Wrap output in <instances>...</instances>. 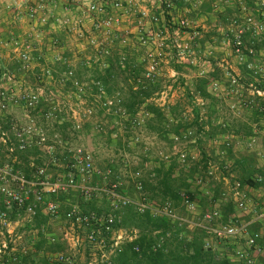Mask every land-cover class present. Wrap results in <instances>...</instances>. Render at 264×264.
Listing matches in <instances>:
<instances>
[{"label": "built area", "instance_id": "1", "mask_svg": "<svg viewBox=\"0 0 264 264\" xmlns=\"http://www.w3.org/2000/svg\"><path fill=\"white\" fill-rule=\"evenodd\" d=\"M73 1L82 14L81 18H75L74 20L77 25L75 32L81 39L87 41V45L93 51V56L88 57L84 63L88 69L97 68L99 72L105 73L111 68L122 71L127 65L131 66L130 55L123 50L115 53L114 46L115 43H118L123 48L128 47L132 40L130 35H135L139 46L144 49V53L133 65L134 68L141 67L142 69L139 78L134 80L138 88L148 89L157 85L162 75L161 66L173 62L197 68L198 78L209 74L207 71L198 70L201 66V57L191 50L190 45L185 42L186 38L181 37L180 29L188 28V21L184 19L178 21V29L174 32L176 37H171L167 25V15L176 6L187 2V0ZM255 1L257 5L264 7V0ZM7 9L22 12L26 20L34 25L47 23L50 14L47 0H8ZM239 9L243 21L233 19L225 33V39L232 46L233 55L238 64L245 65L252 78L251 82L246 85L250 97L245 106L259 112L264 117V67L255 64L250 59V56L254 55V51L245 44L247 36L257 37L258 40L262 39L261 37L264 35V11L261 12L262 20L257 21L254 13L242 1L239 2ZM135 13L138 14L136 21H133L136 24L135 32H129L128 30L123 32L122 25L125 19ZM87 21L91 22L88 36L84 35V26ZM56 23L60 26L69 27V21L66 17L56 18ZM34 36L39 40L40 34L32 32L24 40L13 42L20 68L24 72L31 70L35 62L32 54L35 49L34 40L36 39L33 38ZM55 62L67 67V70L63 73V81L70 82L79 95L94 92L99 101V107L105 114L116 119H124L133 128L143 126L144 120L140 116V110L135 115H130L121 94L109 95L107 85L102 79L79 80L76 78L68 60L62 57L61 54H57ZM5 76L6 74H4ZM224 77L225 81L214 80L211 83V90L217 96L223 94L226 85L232 90L245 88L243 78L230 68L226 69ZM7 78L11 80L10 76ZM45 78H53L50 68H45L42 74L38 76V79L42 81ZM40 91V89H37V91L26 90L16 93L13 88L0 84V159L2 157H13L17 152L35 146L46 149L51 155L55 154L54 144L49 141L45 131L33 122L19 124L12 121L9 124L10 130L1 125L4 114L9 112L10 109H21L24 113L40 111L39 107L42 101ZM173 99L174 94H170L165 89L157 91L148 100V102L153 103L167 113L169 124L178 123V120L176 121L170 115V108L175 105ZM196 104L202 107L204 101L196 97ZM45 107L43 117L47 122L59 124L65 122V113L60 104H46ZM94 113L93 108L84 110L82 114L73 111L71 115L73 126L80 130L83 122L92 117ZM100 128L101 126H98V129ZM9 131L12 132L11 136ZM195 139V130L192 128L172 135V140L176 145L195 143ZM256 139L255 137L249 138L247 146L252 148ZM214 142L217 143L220 140L215 139ZM222 144L228 150L234 146L229 138H223ZM160 156L164 163L176 161L179 168L184 171L194 165L191 163L192 157H190L189 151L184 149L177 150L172 154L161 153ZM64 160L65 164L60 166L62 172L56 177H51L47 168L41 166L37 167L33 180H27L19 170L15 169L13 164L15 160L0 163V234L4 237L0 241V260L7 251L15 248L10 243L13 242L15 236V225L20 221L32 222L40 214L55 218L60 216V205L56 201L46 200L45 195L69 194L73 191H79L86 201L93 199L96 194L100 193L106 197L110 205L108 212L85 214L78 205L70 204L64 214V219L72 227H78L87 232L86 241L89 245H95L99 248V260L86 264H113L114 259L123 252L124 245L136 239L130 231L118 228L121 221L118 212L126 207H133L140 214L149 212L153 216H164L180 225L188 224V228H203L208 235L207 248H214L213 239L223 242L244 240L245 249H238L235 252V256L241 260L242 264H255V257L264 254V248L260 243L264 239V208L261 213H257L252 209L251 199L246 187L232 175L224 178L230 186L229 199L241 212L253 214L252 220L239 222L234 217L236 220L232 222L216 224V221L222 219V214L220 209L215 206L204 213L201 218L202 223H192L178 214L177 207H174L172 202L166 201L161 204H154L148 200L144 193V181L141 171H136L133 174V186L137 197L132 198L120 193L123 184L115 176L112 169L101 170L96 167L94 155L91 151L83 147L70 149ZM223 169L229 172L230 165H223ZM213 174L214 166L209 161L204 175L212 177ZM254 180L261 181L262 178L256 175ZM96 181H99L102 186L96 184ZM194 182L200 187L205 186L201 174L196 175ZM205 194L208 195V192ZM227 196L228 194L223 193L215 203L222 204L223 201L229 200ZM179 197L180 205L187 212L196 214L199 211L197 201L192 199L188 192L180 191ZM14 214L16 220L11 219V215ZM255 224L259 225L258 230L252 228ZM51 240V242L57 241L54 237ZM64 240L66 251L49 255L47 257L49 261L56 264L74 263V257L83 248V238L80 234L71 232L65 235ZM164 242V238H161L153 246V249L162 248ZM134 251L139 253L140 247L135 246Z\"/></svg>", "mask_w": 264, "mask_h": 264}, {"label": "rangeland", "instance_id": "2", "mask_svg": "<svg viewBox=\"0 0 264 264\" xmlns=\"http://www.w3.org/2000/svg\"><path fill=\"white\" fill-rule=\"evenodd\" d=\"M47 1L50 2V0ZM240 1L254 13L257 21L262 20L261 12L264 11V7L257 5L255 0H187V2L176 6L169 13L168 18L165 16L171 37H176L174 32L178 29V21L182 19L188 21L189 27L180 29V33L181 37L186 38L185 42L190 45L191 50L201 57V66L198 70L209 71L215 67L225 69L230 66L236 69L239 66L233 55L232 46L225 39V33L233 19H237L240 22L243 21L239 9ZM59 2L60 0H57V5ZM137 18L138 14H132L130 21H136ZM135 25L133 23L132 26ZM65 31L68 34L63 32L62 37L67 36L69 43L71 41L74 42L78 38L81 39L75 32V29L72 28L70 31L68 28ZM73 34L76 39L73 38ZM196 34L197 36H195ZM33 38L37 40L35 36ZM253 39L258 40L259 38L251 36L245 38L247 47L251 46ZM57 45L61 48L59 43ZM73 47L72 45L69 46V48ZM140 51L144 52L143 49H140ZM33 57L36 62L34 64L40 63L34 54ZM250 58L255 64L264 67V50L257 53L254 52V55H251ZM170 65L169 63L161 66L162 75L156 87L158 91L167 89L170 94H174L173 100L175 104L180 105L182 118L186 120V123H191L194 119V112L192 104L186 96L185 88L188 86L192 87L194 81L197 79V68L186 66L180 73L174 71L175 73L172 76V66ZM33 67L27 72L22 71L17 59V53L14 52V46L9 44L6 46L4 43L0 44V84L13 88L16 93L40 89V93L42 94L41 99L44 103L40 111L36 110L30 113H24L21 109H10L9 112L4 114L1 125L5 129L10 130L9 124L12 121L19 124L33 122L45 131L49 141L55 146V154L51 155L43 149L39 150L40 152L36 157L30 156V159L36 164L46 167L49 175L53 178L62 172L60 166L65 164L64 159L68 155V150L77 147H83L93 153L94 163L97 168L101 170L112 169L115 176L122 182L124 192L132 198L137 197V193L133 187V174L136 171H141L144 181L153 180L154 167L159 163H163L160 159V154H172L180 149L189 151L190 157H192L191 163L202 167L200 174L204 178V189L208 190V197L210 198L214 195V190L219 187L220 192L228 194L227 199H229L230 186L224 178L232 175L235 179L241 181L245 171L234 164L235 159L250 157L256 161V169L264 171V117L255 115L254 111H249L244 106L250 97L249 92L246 91V85L252 79L245 69H242L243 82L245 84L244 89L232 90V88L226 85L223 93L230 100L228 103L232 105V108H229L224 102L223 108H221L222 117L228 123V129L231 132L236 131L249 136L250 126L248 122H251L256 126L259 134L252 148L247 146L248 140L235 141L230 137L229 139L235 148L234 158H232L228 149L222 144L223 139L215 143V136L211 139L205 137L198 131V127L193 122L190 128L195 130V135L202 139V145L198 143L176 145L172 140V136L165 134V128H163L159 121L152 115L145 113L144 109H140V116L144 120L143 126L133 128L126 120L116 119L105 114L100 109L99 101L95 97L94 92H86L83 95H79L70 82L63 81L62 66L60 64L56 63L53 65V62L49 63L48 67L51 68L52 77L53 75L54 77L45 78L43 81L38 79V76L43 72L41 71L42 69L38 70L40 68L35 69ZM72 69L79 80L86 81L89 79L91 72L85 70V66L81 64L78 57ZM4 74H6L5 77ZM8 76L11 77V80H8ZM115 93L119 92L114 91L110 95H114ZM120 94L126 103L129 90H123ZM46 104H60L65 113V122L61 124L47 122L43 117V110L46 109ZM89 108H93L95 113L83 122L80 130H77L71 121L73 111L82 114L84 110ZM64 124L67 125L64 126ZM98 126H101V128L98 129ZM167 129L172 131L173 127L171 126ZM11 133L9 131L10 136L12 135ZM204 155L207 157L208 162L210 161L214 166L212 177L204 175L206 171L203 168L205 162ZM17 157L24 158V153H18L16 156L9 158L2 157L0 163L13 162ZM225 164L230 165L229 172L223 169V165ZM177 170L180 173H188L179 168V166ZM256 175L255 173L253 176L256 177ZM96 184L102 186L99 181H96ZM245 187L251 199L252 209L257 213H261L264 208V175L263 184L260 187ZM199 188L200 186L195 182L192 183V192L201 193ZM93 200H95V208L100 214L110 210L109 201L102 194H96ZM157 201L160 200L157 199ZM56 202L60 205V216L58 218L42 215L39 219L42 225H39V222L35 219L32 222H27L26 220L20 221L15 225V236L10 245L17 249H32L40 238V227H42V232L47 237H54L57 241L63 243H65V235L72 232L80 234L83 238V248L74 257L73 264H86L99 260V248L87 243V232L84 229L72 227L64 219V214L70 204H76L80 209L83 207L89 209V207L85 206L87 201L82 194L79 191H73L65 200L58 199ZM215 206L218 209L221 208V204L213 203L208 210H211ZM177 212L181 217L192 223H202L199 212L191 214L180 204L177 206ZM235 217L239 222H249L252 215L251 213L241 212L236 208ZM221 222L219 220L215 223L219 224ZM255 228L256 230L259 229L258 226H255ZM3 238L0 234V241ZM262 242L264 245V239ZM212 244L213 247H217L220 253L230 258L233 262L241 263V260L235 256V252L238 249H245L244 240L223 242L213 239ZM263 255L255 257V264H264Z\"/></svg>", "mask_w": 264, "mask_h": 264}, {"label": "trees", "instance_id": "3", "mask_svg": "<svg viewBox=\"0 0 264 264\" xmlns=\"http://www.w3.org/2000/svg\"><path fill=\"white\" fill-rule=\"evenodd\" d=\"M251 43L252 44L249 47L254 52L257 53L264 50V36L261 40L253 39ZM171 66L177 73L182 72L183 68L186 67L185 65L176 64L174 62ZM62 68V72L67 70V67L64 65H62ZM242 68L247 71L245 65H242ZM112 70H114V68H112ZM110 71L111 70L108 72L110 73ZM137 71L138 70L133 71L134 75L132 74L130 78H139V74H135ZM221 74V69L215 67L207 76L197 78L192 87L188 86L185 88L186 96L193 107L192 110L194 112V119L192 122L198 127V131H204L202 134L210 139L218 132H222L224 128L223 125L216 123L219 98L211 90L212 81L221 80ZM110 77V75H100L97 78L102 79L107 85L106 80ZM157 91L158 89L156 85L148 89L139 88L138 91H129L128 100L125 103L129 114L135 115L141 108H143L147 114L152 115L159 121L163 128H165L166 135L172 136L190 128L192 122L186 123V120L182 118L179 104H175L170 108L171 117L176 121L178 120V123L169 124L167 113L162 111V109L155 106L153 103L148 102V100ZM196 97L204 101V105L202 107H199L196 104ZM43 106L44 103L41 101L39 109H42ZM254 112L260 115L259 112ZM66 125L67 124H64V126ZM171 126L173 127L172 131L167 129ZM205 128H209L208 131L205 130ZM196 143L202 145V139L199 137ZM39 150L43 149L35 146L25 151L17 152L14 155L16 156L18 153H24V158H15V163L13 164L15 169L19 170L27 180H33L37 167H41V165L36 164L30 159V156L36 157L40 152ZM228 151L230 156L234 158L232 151ZM204 161L203 168L207 170L208 159L205 155ZM234 164L243 168L245 171L240 181L243 186L258 188L263 184L264 171L256 169L257 164L254 159H251L250 157H241L240 159H235ZM199 167V165L195 164L186 171L188 173H180L177 170L178 164L176 161H172L170 163H160L159 167L153 171V179L155 183L143 180L144 193L151 203L160 204L170 201L173 203L174 207H177L180 204V191H186L203 209V216L205 212L209 211L208 208L222 196V193L220 192L221 190L219 187L214 190V195L211 198L206 194L191 191L194 178L197 174L201 173V169ZM255 173L262 178L261 181L254 180L255 177L253 175ZM120 193L128 196L124 192L123 186L120 189ZM69 194L45 195V198L48 201H57L58 199L65 200ZM157 199L160 201H157ZM85 206L89 207V209L84 207L81 209L85 214L91 212L100 214V212L95 208V200L91 199L87 201ZM220 211L222 214V223H229L236 220L234 219L236 206L230 199L223 201ZM42 215L44 214H40L35 218V220L39 222V225H42L39 221ZM118 215L121 217L118 228H123L129 231L137 230L138 236L134 241L124 245L123 252L114 259L113 264H242L233 262L230 258L224 256L220 253V251H218L219 249L217 247L207 248L206 245L208 242V235L203 228L195 227L191 230L188 228V224L180 225L179 223L172 222L167 217L153 216L149 212L140 214L136 212L133 207L123 208L118 212ZM11 219L16 220L15 214L11 215ZM39 231L40 238L34 244V251L32 254L27 252L23 253V255L25 254L23 257L24 261H28L29 259L34 260L32 259V256L37 255L40 252L56 254L66 250L65 243L60 241L51 242L52 238L47 237L44 232H42V227H40ZM161 238H164L165 241L162 248L154 250L153 246L156 245ZM135 246L140 247L139 253L134 251ZM15 259L16 261H14ZM17 260V258L9 257L6 253V255L4 254L2 256L0 264H16ZM42 261V264H49L46 257H44Z\"/></svg>", "mask_w": 264, "mask_h": 264}, {"label": "crops", "instance_id": "4", "mask_svg": "<svg viewBox=\"0 0 264 264\" xmlns=\"http://www.w3.org/2000/svg\"><path fill=\"white\" fill-rule=\"evenodd\" d=\"M7 3H8V0H0V44L4 43L6 46H7V44L13 46L12 43L14 41L24 40L29 33H32V32L38 33L39 32V34H40L39 40H36V41L34 40L35 49L33 51V54L35 57H37V59L40 61V63L34 64L33 68H35V69L40 68L38 70L42 69L41 71H43L45 68H49L48 67L49 63L53 62V65L56 64L55 58H56L57 54H61L62 57L66 58L68 60V62L70 63L71 67H74V62L77 61V57L80 60L81 64L84 65L85 60L88 57L93 56V51L87 45V41L85 39H79V38L76 39L75 35L73 34V38L76 40H74V42L71 41L69 43L67 36H64L65 39L62 37L63 32H66V34H68V32L65 31L68 28L70 31L72 28L76 29L77 25L75 24L74 20H75V18H79V17L81 18V15H82L80 12V9L76 5H74L73 0H60L58 5H57V0H50V2L48 1L49 13H50L49 17H48V21L45 24L41 23L39 25H34V24L29 23L26 20L24 14L22 12H16V11L7 9ZM61 4H63V5H61ZM68 11H70V12L68 13ZM59 17H61V18L66 17V19L69 21V27H66L65 25H63V26L57 25L56 18H59ZM130 17L131 16L128 17L129 20H127V18H126L123 25H122L123 32L127 31V30L129 32H135V26H132L134 20L130 21ZM90 24H91L90 21L85 22V26H84L85 34L84 35H86V36H88V34H89V31L91 28ZM130 37L132 40H131V44L128 47L123 48L118 43H115L114 51H115V53H117V51L123 50L124 52L128 53L130 55V58H131L130 62H131L132 67L130 65H127L124 68V70H122V71L112 70V68H111V69H109V70H111L110 73L108 72L109 70H107L105 73H102V72H99L97 70V68L87 69V67L84 65L86 68L85 70L87 72H91L89 79L97 78L100 75H103V76H106V75L109 76L110 75L111 76L110 78H108L106 80L107 92L109 93V95L111 94V92H114V91L120 93L121 91L126 90V89L129 91H138L139 90V88L137 87V85L134 81L135 79L130 78V77L132 76L133 71H135V70H138L135 74L141 73V71H142L141 67L134 68L133 65H135V63L138 61V59L140 58V56L144 52L142 53L140 51V49H143V48L139 46L135 35H132V36L130 35ZM57 43H59L61 45V48L58 47ZM84 44H85V46H84ZM70 45H72L74 47L69 48ZM2 47H4V46H2ZM75 50L77 52L76 54H75ZM143 51H144V49H143ZM170 64H172V63H170ZM241 67H242V65H241ZM241 67L239 65L236 69H234L232 66L226 67L225 69H221V72H222L221 80L225 81L224 74H225V71L227 68H230L234 73L239 74L243 78V76H242L243 75L242 74L243 68H241ZM213 69H211L207 72L210 73L213 71ZM139 70H140V72H139ZM174 71L175 70L172 68V70H171L172 76L176 72V71L175 72ZM53 77H54V75H53ZM197 78H198V76H197ZM246 91L249 92L248 89H246ZM224 95H225V93H223L222 96H218L219 106L217 108V120H216L217 121L216 123H218L219 125H223L224 128H223L222 132L221 131L218 132L214 138L221 140L223 138H230L231 137L235 141H243V140L247 141L251 137L257 138V135L259 134V132L257 131L256 126H254L251 122H248V124L250 126L249 136L243 135L242 133L236 132V131L231 132V130L228 129V123L225 122V119H223V117H222V112H221L222 109L221 108H223L224 102L226 103V105L229 108H232V105H230L228 103L230 100L227 97H225ZM244 106H245V104H244ZM245 108L249 111L251 110V109L247 108L246 106H245ZM252 111H254V110H252ZM255 115L261 116V115H258L256 113H255ZM205 130L208 131V128H205ZM202 133H204V131H201V134ZM198 138L199 137L196 136L195 143H196ZM229 150L232 151V154L235 153L234 146L232 149H229ZM159 164L154 168L156 169L157 167H159ZM149 182L155 183L154 179L150 180ZM199 191L203 194L208 192V190L204 189V187H200ZM220 210H221V208H220ZM198 212H199L200 218H202L203 209L200 206H199ZM251 215L253 218V214H251ZM234 217H235V215H234ZM252 218H251V220H252ZM255 226H258V225L255 224L252 226V228H255ZM189 229L192 230L191 227ZM130 232H131V234H133L135 236V238H137V236H138L137 230L130 231ZM261 246L264 248L262 241H261ZM23 251H25V252H23ZM33 251H34L33 248L28 249V250L25 248L24 249L14 248V249H10L6 253L9 257H14V258L18 259L16 264H42V262H43L42 260L44 259V257L47 258L49 255H54L53 253L40 252L37 255L32 256V259H34V260L29 259L28 261H24L23 257L25 254L23 255V253L27 252V253L32 254ZM6 253H5V255H6ZM48 263L51 264L54 262L49 261V259H48ZM45 264H47V263H45Z\"/></svg>", "mask_w": 264, "mask_h": 264}]
</instances>
